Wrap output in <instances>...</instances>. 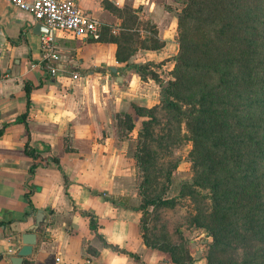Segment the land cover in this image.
<instances>
[{
    "label": "crops",
    "instance_id": "1",
    "mask_svg": "<svg viewBox=\"0 0 264 264\" xmlns=\"http://www.w3.org/2000/svg\"><path fill=\"white\" fill-rule=\"evenodd\" d=\"M74 2L98 21V35L54 32L52 76L40 55L48 32L0 0V264L27 233L35 243L23 264L140 263L122 249L136 239L140 214L99 194L113 181L100 150H117L115 113L156 104L159 86L130 66L176 54L177 0Z\"/></svg>",
    "mask_w": 264,
    "mask_h": 264
},
{
    "label": "rangeland",
    "instance_id": "2",
    "mask_svg": "<svg viewBox=\"0 0 264 264\" xmlns=\"http://www.w3.org/2000/svg\"><path fill=\"white\" fill-rule=\"evenodd\" d=\"M181 1L177 0L173 6L176 13L183 6ZM177 25L176 22V54L179 32L190 26ZM173 64L171 60L163 61L154 69L164 85L173 78ZM253 74H260L258 68ZM156 93L158 99L152 107H134L125 113H115L117 150H100L104 157L102 166L105 170L109 168L113 181L100 189L99 194L119 198L126 207L137 209L140 214L136 239L128 248H122L123 251L139 264H264V155L262 160L255 154L257 150H264V131L256 129L264 119L258 114L257 106L245 119L246 129L240 130L235 125L240 93L224 90L220 95L225 96V112L233 113L227 112L229 128L224 129L225 145L236 150L237 156L232 162L225 154L216 168L221 169L224 177H233L230 182L239 183L244 170L239 158L241 151L248 160L254 154L255 162H259L255 176H260L248 186L250 192H245V196L239 189L224 195L226 201L241 204L244 211L235 223L236 240H227L228 245L222 246L212 244V237L204 227L209 222L211 181L203 173L198 146L188 133L180 111L162 103L160 88ZM247 95L250 100L253 98ZM184 106L182 109L188 107ZM251 203L258 207L254 220L248 222ZM145 205L149 206L139 209Z\"/></svg>",
    "mask_w": 264,
    "mask_h": 264
},
{
    "label": "trees",
    "instance_id": "3",
    "mask_svg": "<svg viewBox=\"0 0 264 264\" xmlns=\"http://www.w3.org/2000/svg\"><path fill=\"white\" fill-rule=\"evenodd\" d=\"M181 3L183 6L176 13L177 26L184 27L186 23L190 26L179 32V51L170 58L174 63L173 78L165 85L159 78L154 69L163 62L134 64L130 68L141 80L152 79L160 88L162 103L180 111L181 118L185 119L186 129L198 146L197 155L204 164L205 178L211 181L209 222L204 227L207 235L212 237V244L226 246L227 240L237 238L235 223L244 207L226 201L224 195L239 189L245 196V192H250L248 186L260 176H255L259 162H255L254 154L248 160L241 151L239 158L244 170L239 183L230 182L233 177H224L221 169L216 168L226 155L232 162L237 156L236 150L225 145L224 129L229 128L227 116L232 111L225 112V96L220 95L224 90L240 93L239 110L235 114V125L240 130L246 129L245 119L256 106L264 119V0H182ZM257 68L260 74L254 76ZM248 93L253 97L251 100ZM184 105L188 107L182 109ZM256 129L264 131V123L262 126L258 124ZM24 150L25 154L36 158L27 144ZM255 154L263 160L264 150H257ZM37 165L33 163L29 173ZM30 193L25 194L27 199ZM111 201L115 205L126 206L119 198ZM251 206L248 222L254 220L258 207L255 203Z\"/></svg>",
    "mask_w": 264,
    "mask_h": 264
},
{
    "label": "built area",
    "instance_id": "4",
    "mask_svg": "<svg viewBox=\"0 0 264 264\" xmlns=\"http://www.w3.org/2000/svg\"><path fill=\"white\" fill-rule=\"evenodd\" d=\"M16 9L29 13L32 18L42 24L48 31L41 39V60L50 62L49 71L55 76V64L59 55L52 47V34L56 31L68 32L77 37L96 38L99 23L93 17L84 13L74 0H9ZM77 74L72 79H77ZM58 261V259H56Z\"/></svg>",
    "mask_w": 264,
    "mask_h": 264
},
{
    "label": "water",
    "instance_id": "5",
    "mask_svg": "<svg viewBox=\"0 0 264 264\" xmlns=\"http://www.w3.org/2000/svg\"><path fill=\"white\" fill-rule=\"evenodd\" d=\"M35 28L39 32H48L47 29L44 28L40 23H37ZM112 72L115 73L116 69L112 68ZM117 80H120V78L118 77ZM21 242L23 246L17 251L15 256L9 258L10 264H23V258L31 253L32 245L35 243V235L33 233L23 234L21 237Z\"/></svg>",
    "mask_w": 264,
    "mask_h": 264
}]
</instances>
